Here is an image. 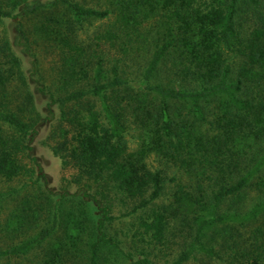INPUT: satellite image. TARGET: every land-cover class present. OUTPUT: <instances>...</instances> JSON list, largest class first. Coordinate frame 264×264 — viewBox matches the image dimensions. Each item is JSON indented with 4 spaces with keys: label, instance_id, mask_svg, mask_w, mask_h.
<instances>
[{
    "label": "trees",
    "instance_id": "trees-1",
    "mask_svg": "<svg viewBox=\"0 0 264 264\" xmlns=\"http://www.w3.org/2000/svg\"><path fill=\"white\" fill-rule=\"evenodd\" d=\"M6 2L18 12L12 15L1 0L0 21L36 15L35 33L61 49L65 90L55 95L38 87L48 99L45 120L58 113L53 151L76 169L77 183L100 190L82 195L97 204L95 219L81 204L64 208L61 197L48 209V224L0 249V259L28 260L36 252L25 264H118L119 242L106 232L116 218L106 198L112 192L128 208L121 216L149 209L139 223L149 247L165 242L171 221L192 227L190 242L170 264L195 253L205 264H264V0ZM89 18L103 22L85 42L80 30ZM15 26L23 37L19 20ZM17 63L0 41V177L37 181L32 142L39 116L22 108L29 93L13 108L8 92L15 78L24 79ZM134 63L139 73L130 77ZM71 80L83 85L67 89ZM132 123L140 132L133 148L125 137ZM151 155L156 169L148 165ZM169 165L178 174L171 177L172 199L157 204ZM247 187L255 198L244 211L220 210ZM126 258L152 264L144 251Z\"/></svg>",
    "mask_w": 264,
    "mask_h": 264
},
{
    "label": "rangeland",
    "instance_id": "rangeland-1",
    "mask_svg": "<svg viewBox=\"0 0 264 264\" xmlns=\"http://www.w3.org/2000/svg\"><path fill=\"white\" fill-rule=\"evenodd\" d=\"M1 1V0H0ZM4 1L7 11L12 15L18 12L17 9H12L7 6ZM90 6L94 5L95 0H75ZM240 15H246L245 9L240 11ZM19 20L24 36L21 37L16 29L15 22ZM38 17L36 15H18L17 18L10 17L2 18L0 21V41L8 43V47L13 56L18 59V66L23 73L24 79L21 81L15 78L8 87L10 100L14 107H19L22 95L29 93L31 102L24 107L29 111L28 115L39 116V124L37 126V134L35 136L33 145V154L38 161L39 175L37 181L30 180L27 177H18L10 181L4 180L0 177V192H5L4 196L0 198V249H4L16 243L23 238L35 234L39 229L46 226L51 219L49 207H52L55 200L62 197L63 207H76L81 204L88 212L90 219H95L99 214L97 204L88 198L85 202L83 191H88L93 194L100 190V185H80L75 181L77 174L73 167H65L59 155L55 154L53 147L55 140L51 135L52 129L57 122L58 113L55 118L45 120V117H50L46 103L47 96L38 91V87H44L45 90L51 91L53 94H62L65 90L60 78L59 71L63 63V53L61 49L53 46L48 41L43 40L35 33V24ZM102 20L87 19L83 23L80 30V38L88 42L91 38L93 29L98 26ZM143 62H141V65ZM139 63L130 65L127 73L130 77H136L139 73ZM163 66L160 69V74L164 77ZM19 77V76H18ZM138 78H131V80ZM157 76L152 78L151 82L157 81ZM83 85V81H70L66 86L67 89H74ZM26 97V96H25ZM24 99V98H23ZM94 103H99L98 100L92 99ZM23 101V100H22ZM30 107H34V112L31 113ZM53 108L58 112L57 108ZM140 132L130 124V128L125 133L127 143L130 147H135L139 143ZM148 165L152 169H156L159 161L154 155H151L148 160ZM166 183L160 198L157 199V204H167L172 199V191L174 189V182L171 177H175V168L173 166H166ZM36 169V168H35ZM264 174V171H263ZM35 177V176H34ZM34 179V178H32ZM177 180V176H176ZM187 177H183V183H187ZM15 189V191H10ZM104 189V188H103ZM106 198L110 202V214L116 216L110 223L106 225V232L119 242V247L123 254L116 255L118 264H133V260L126 258V255L132 254L133 259L140 256L144 251L152 264H170L178 255V253L187 247L192 237V227L188 224L182 225L171 221L166 231V240L163 244L156 246H147L146 240L142 236V228L139 223L148 215L149 209L137 210L132 214L121 216L126 208L119 201V195H114L108 192ZM242 197L238 199H228L222 204L221 211H244L252 201L255 194L247 187L242 193ZM64 196V197H63ZM99 199L103 198L101 195H96ZM102 203V202H101ZM93 221H90L92 224ZM20 225V231L11 233V230ZM38 252V251H37ZM25 258L11 259L10 263L7 259H0V264H25L27 261L31 262L36 257V252L27 255ZM31 260V261H30ZM206 260L202 253H195L184 264H205ZM214 263L213 261H209Z\"/></svg>",
    "mask_w": 264,
    "mask_h": 264
}]
</instances>
